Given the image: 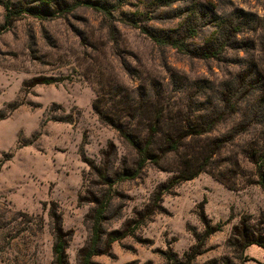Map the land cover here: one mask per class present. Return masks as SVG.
<instances>
[{
	"label": "rangeland",
	"instance_id": "rangeland-1",
	"mask_svg": "<svg viewBox=\"0 0 264 264\" xmlns=\"http://www.w3.org/2000/svg\"><path fill=\"white\" fill-rule=\"evenodd\" d=\"M8 1L34 14L0 29V264H53V204L69 235V264H79L90 236L87 215L104 194L111 198L105 232L139 226L93 264H167L170 253L181 264L224 258L264 264V247L228 246L245 224L264 240V191L243 155L258 142L260 126L246 124L248 134L209 170L156 200L181 158L169 156L164 169L149 164L138 178L120 180L134 152L94 108L125 115L142 110L157 90L194 106L230 100L234 109L212 136L255 112L264 116V0H129L122 7L151 30L185 38L184 51L156 45L119 12L109 27L100 13L71 8L73 0H0V27ZM205 51L215 55L204 57ZM44 78L54 83H37ZM203 214L220 230L199 255L184 258L205 232Z\"/></svg>",
	"mask_w": 264,
	"mask_h": 264
},
{
	"label": "trees",
	"instance_id": "trees-1",
	"mask_svg": "<svg viewBox=\"0 0 264 264\" xmlns=\"http://www.w3.org/2000/svg\"><path fill=\"white\" fill-rule=\"evenodd\" d=\"M37 1L42 5H47L54 3L55 0ZM128 1L73 0L71 8L88 7L100 13L109 27L113 25L115 15L119 12L121 13V19H125L127 23L138 28L142 34L156 45L167 46L180 51L188 50L189 47L185 38L162 35L140 24L136 18L128 17L127 14L121 11ZM4 8L6 13L4 24L0 27L2 31L7 30L11 23L23 13L34 14L32 9H15L11 1L6 2ZM219 33L222 38L228 36L226 28H221ZM213 40L218 44V33L216 37H213ZM206 49L208 48H204V50ZM211 52L209 51L210 55ZM202 55L204 57H213L215 52L209 56L205 51ZM247 79L253 78L249 76ZM41 81L37 83L45 85L54 83L52 79L48 78H44ZM195 106L193 103H186L185 101L176 100L167 94L164 95L158 90L154 94L147 96L142 110L130 108L131 110L125 115H123L125 112H119L120 114L116 113L113 117H110L101 108L94 106L95 110L97 109L96 113L99 119L114 128L134 152L132 168L123 171L119 176L120 180L138 178L149 164H153L159 169H164V164L169 156L180 157L181 161L175 170L174 178L167 185L162 186L156 194V200H160L161 196L165 192H169L171 187L185 181L194 180L202 172L209 170L213 166L216 157L222 156L224 150L232 146L236 139L248 134L249 129L244 126L249 124V127L260 126L262 131L259 133L255 147H247L243 155L248 157L250 162L256 167V183L264 191V116H259L255 112L252 117L250 116L249 119L231 132L221 136H212L216 131V127L224 122L226 117L231 114V110L234 109L231 106V101L225 99L220 103L208 102L206 105H198L196 106L198 107V112L194 111ZM101 180L103 184H107L109 181L106 174L102 175ZM110 203V196L104 194L103 199L96 203L94 209L87 215V221L90 224V236L80 257L79 264H93L95 257L108 254L115 242L132 235L138 228L139 224L137 227L135 226L134 230L127 228L122 231L105 232L104 224ZM57 209V205L53 204L49 212L51 219L54 221L52 224L54 234L53 264H69L67 256L69 235L63 231ZM202 219L206 222L204 214ZM218 230L220 228H213L206 222L204 234L197 236V244L191 248L189 253L184 255V258H195L199 255L206 239ZM259 237H256L253 233L248 234L245 224L244 229H241V231L237 230L229 238L228 246L236 252L254 244L264 247V240ZM176 257L175 254L170 253L167 264H181ZM206 264L233 263L228 258H224L222 260H213Z\"/></svg>",
	"mask_w": 264,
	"mask_h": 264
}]
</instances>
